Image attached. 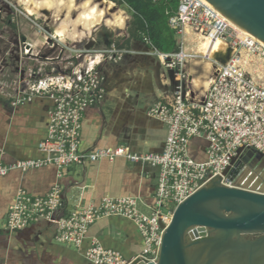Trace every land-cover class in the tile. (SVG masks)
I'll list each match as a JSON object with an SVG mask.
<instances>
[{"label":"built area","instance_id":"obj_1","mask_svg":"<svg viewBox=\"0 0 264 264\" xmlns=\"http://www.w3.org/2000/svg\"><path fill=\"white\" fill-rule=\"evenodd\" d=\"M167 16L177 41L182 37L178 52H162L144 38L160 63L176 73L173 94L147 111L168 128L164 149L159 153L137 154L127 147L91 152L81 150L84 112L105 93L100 67L105 63H117L130 52L116 44L102 50H84V60L79 65L70 62L69 56L68 67L61 73H57L58 67L45 65L48 68L40 69L25 81L27 88L24 91L7 84L0 87V93L7 96L10 91L16 92L9 95L15 106L36 98L53 103L48 114L47 134L39 143L44 157L7 165L3 162L4 152L0 150V177L51 165L62 170L71 165L114 163L123 159L157 170L158 184L151 213L147 215L140 211L135 198L107 197L98 206L92 204L53 220L62 206L59 186L45 197H33L21 189L9 208L8 228L11 231L23 230L32 222L47 219L58 225L61 243L80 248L93 224L105 218L121 217L137 226L144 239L142 252L127 259L93 239L86 255L89 263L157 264L165 229L170 225L175 209L218 177H222L224 185L232 186L223 173L239 148H250L264 155V44L231 26L205 0H179L177 10L167 11ZM189 33L197 37L199 44L225 40L231 50L224 63L210 60L213 70L210 86L204 93L195 91L188 75L187 63L198 57L206 59L198 50L195 52L184 45V37ZM63 66L66 65L60 69ZM195 139L208 144L205 160L199 161L190 155V143ZM0 264L3 263L0 261Z\"/></svg>","mask_w":264,"mask_h":264},{"label":"crops","instance_id":"obj_2","mask_svg":"<svg viewBox=\"0 0 264 264\" xmlns=\"http://www.w3.org/2000/svg\"><path fill=\"white\" fill-rule=\"evenodd\" d=\"M97 35L98 40H91L96 42L92 49L108 48L112 33L107 31ZM193 36V33L185 35L184 45L196 52L199 42L196 39L195 45ZM179 42L182 37H178V45ZM129 51L121 61L100 67L105 93L84 112L80 145L84 152L127 147L133 153L142 154L159 153L164 149L167 125L147 111L173 94L176 73L160 63L148 43H135ZM205 60H194L189 64L188 73L193 80L199 75H205L207 82L210 80L213 63L210 66ZM13 103L11 96L0 93L3 162L9 165L16 161L42 159L44 155L39 150V143L47 134L48 114L53 103L44 98L16 106ZM207 147L205 141L192 140L190 155L196 160H205ZM157 184L155 168L131 164L123 159L114 163L71 165L62 170L51 165L24 173L10 172L0 177V261L3 264H90L86 255L93 239L100 241L104 248L131 259L142 252L144 239L137 226L128 219L110 217L96 222L90 227L83 245L77 248L61 243L58 225L47 219L32 222L23 230L11 231L8 228L9 208L21 189L33 197H45L59 186L62 206L53 220L92 204L98 206L107 197L135 198L140 211L149 215ZM240 255L242 258L237 261L234 253L229 254L221 264H250L248 252ZM255 264H264V261L257 258Z\"/></svg>","mask_w":264,"mask_h":264},{"label":"water","instance_id":"obj_3","mask_svg":"<svg viewBox=\"0 0 264 264\" xmlns=\"http://www.w3.org/2000/svg\"><path fill=\"white\" fill-rule=\"evenodd\" d=\"M207 1L264 42V0ZM95 44L89 42L86 49ZM223 176L233 185L218 177L175 209L157 264H221L232 253L239 261L244 252L250 264L257 258L263 263L264 155L239 148Z\"/></svg>","mask_w":264,"mask_h":264},{"label":"rangeland","instance_id":"obj_4","mask_svg":"<svg viewBox=\"0 0 264 264\" xmlns=\"http://www.w3.org/2000/svg\"><path fill=\"white\" fill-rule=\"evenodd\" d=\"M115 7L126 12L124 7L117 4H115ZM126 15L128 20L125 30H112L105 25H101L88 38L82 39L79 42L67 41L62 43L59 40L60 38L55 35L50 23L32 16L24 8L20 0H0V87L2 84H7L14 89L24 91L27 88L25 81H28L30 76L33 77L34 73L36 75L40 69L48 68L45 65L58 67L57 73H61L64 67H68L67 59L69 56L71 57L70 62L74 63V65L81 64L84 60L82 56L84 50H86V45L91 40H98L99 36L97 33L106 34L109 31L112 33L111 38L113 40H119L121 39L120 37L127 35L128 24L131 18L127 12ZM193 37V42L196 45L197 37ZM68 48L70 49L69 52H67ZM47 58L50 60H47ZM194 60L200 61L205 59L198 57ZM189 64L190 62L187 63L188 72ZM62 65L66 66L60 69ZM45 72L47 71L45 70ZM206 72L209 73V68L206 69ZM188 75L190 77V74ZM199 76L203 77H196L198 81L196 82L198 84L197 87L204 88L208 85L206 76ZM188 84L189 88L192 89L191 83ZM12 94L13 91L8 93V95Z\"/></svg>","mask_w":264,"mask_h":264},{"label":"bare ground","instance_id":"obj_5","mask_svg":"<svg viewBox=\"0 0 264 264\" xmlns=\"http://www.w3.org/2000/svg\"><path fill=\"white\" fill-rule=\"evenodd\" d=\"M20 1L32 16L49 22L55 35L60 38L59 40L62 43L67 41L79 42L82 39L88 38L94 30L101 25H105L112 30H125L127 27L128 17L126 12L122 9H117L115 3L109 0H83L80 2L79 0ZM217 11L231 26L243 33L253 36L222 14L219 10ZM253 37L264 44V42L255 36ZM200 45L198 46V51L206 56L205 61H208L210 66H212L210 60L216 59L217 61H224L231 54L229 43L222 39L214 40L211 43L207 41L201 42ZM199 77L202 78L203 76ZM194 80L192 79L195 91L205 92L207 90L208 85L204 88H198V84L196 83L197 79ZM209 82L210 80L208 84Z\"/></svg>","mask_w":264,"mask_h":264},{"label":"trees","instance_id":"obj_6","mask_svg":"<svg viewBox=\"0 0 264 264\" xmlns=\"http://www.w3.org/2000/svg\"><path fill=\"white\" fill-rule=\"evenodd\" d=\"M124 7L131 20L128 24L127 37L109 39L108 47L131 50L135 43H145L148 38L153 47L165 52L179 51L176 33L169 27L167 11H176L179 0H109Z\"/></svg>","mask_w":264,"mask_h":264},{"label":"flooded vegetation","instance_id":"obj_7","mask_svg":"<svg viewBox=\"0 0 264 264\" xmlns=\"http://www.w3.org/2000/svg\"><path fill=\"white\" fill-rule=\"evenodd\" d=\"M48 59V58H47Z\"/></svg>","mask_w":264,"mask_h":264}]
</instances>
